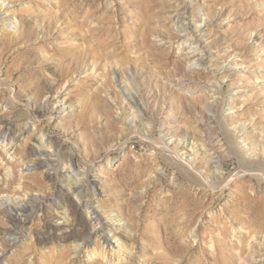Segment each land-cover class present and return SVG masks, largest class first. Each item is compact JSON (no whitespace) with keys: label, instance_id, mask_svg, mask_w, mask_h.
<instances>
[{"label":"rangeland","instance_id":"obj_1","mask_svg":"<svg viewBox=\"0 0 264 264\" xmlns=\"http://www.w3.org/2000/svg\"><path fill=\"white\" fill-rule=\"evenodd\" d=\"M117 3L0 0V264H70L68 248L92 230L93 209L134 264H264V0H154L147 11ZM96 7L112 10V24L124 19L129 47L148 19L147 45L100 39L107 29ZM178 10L187 31L171 24ZM78 44L102 59L61 60L68 74L59 80L52 54ZM11 65L18 69L6 72ZM121 87L144 105L149 135L134 127ZM201 144L218 155L219 176ZM39 146L57 154L58 171L27 170ZM68 166L95 195L72 194ZM38 200L13 221L3 213L5 203ZM91 261L81 253L78 264Z\"/></svg>","mask_w":264,"mask_h":264},{"label":"bare ground","instance_id":"obj_2","mask_svg":"<svg viewBox=\"0 0 264 264\" xmlns=\"http://www.w3.org/2000/svg\"><path fill=\"white\" fill-rule=\"evenodd\" d=\"M153 1L154 0H122V3H117L116 5L119 6V5H122V4H125V3L127 5L128 4L131 5L132 3H135L136 8L137 7L140 8L142 6H145V8H146L145 11H147V9L150 10V6H154ZM106 2H108V1H106ZM104 4L105 3H103V6L106 5V4L105 5ZM110 4L114 6V4H112V3H110ZM96 8H97L96 10L99 13V17L97 16V19H98L97 21L98 22L100 21L101 25L103 26L102 28L107 29L106 31H104V30L98 31L100 33V37L99 38L100 39H104V36L106 34L108 36L107 38H110V42H111L112 45H117V43H119V44L121 43V45L127 46L126 45V43H127L126 37L130 35V30L127 28L128 26L125 25L124 19L119 18V21L116 22V24H112L111 23V19H110L111 17L109 16V14L111 13L112 10L109 12V10L106 7H105V10H103V11L99 9L100 7H96ZM111 9H113V8H111ZM175 9H176V7H175ZM117 12L119 14V10H117ZM121 15H122V12H121ZM100 16H101V18H100ZM184 16H185V11L184 10H178V11L175 12V14H173V13L171 14V18H172L171 19V24L173 26L177 27L178 28V31H180V32L187 31V28H188L186 26V24H184V21L186 20ZM86 17L87 16H85V20H86ZM112 17H113V15H112ZM140 20H141V22L139 21V24H138L139 27L138 28H135V30L133 31V34L131 33L133 35L135 44L133 46H131V47L127 46L128 48H134L137 43H140V45H144V46L147 45V36L150 33L149 31H151V30H149L150 29L149 28V25H148L149 21H148V19L146 21L145 20H142V19H140ZM116 26H118L119 32L116 30ZM68 27H69L68 28L69 30H67V32H65V31L64 32L67 33V34H70V36H72L74 38V40L78 39L79 38V35H78V31L75 28V26L74 25H70V26L68 25ZM120 27L121 28L123 27V29H121ZM142 27H143V29H141ZM96 28H99V27H96ZM99 29H101V28H99ZM25 32L27 33V31H25ZM28 32H30L29 29H28ZM22 37H23V34H22ZM105 38H106V36H105ZM24 39H25V37H24ZM16 40H18L17 42H19V40H21V39H20V37L19 38L17 37ZM105 41H107V40H105ZM83 46H81L80 44H78V45H75L74 47L72 46L73 49H71V50H67L66 48L63 47V48L59 49V51L57 52V54H55V55L52 54L55 57H57V55H59V60H60V63H61V65L59 67H57V70L55 72H53V76H56L57 78H59V80H63L64 77L67 76L68 73H67V71L66 72L64 71L65 69L63 70L64 63L62 61L68 59L69 57H73L72 60H75V59L78 60V59H80V56H87V57H92V58H95L96 57V58H98L100 60V58H101V56H100L101 55V53H100L101 50L99 52V49L98 48H95V47L92 48V46H87V47H83ZM36 49H29L27 51V53H30V52L33 53L34 50H36ZM125 49H126V47H125ZM195 50H197V47L195 48ZM29 55H31V54H29ZM35 58H36V55H35ZM112 63H113V61H112ZM65 65H66V63H65ZM114 66H116V65H114ZM196 66H199L200 67V64H198ZM16 67L18 69V65H13V66L11 65L10 67L8 66V68L6 69V72H8L12 68L14 69L13 71H16V69H15ZM76 69H77V67H76ZM17 72H18V70H17ZM18 74H19V76L22 79V74L23 73H21V74L18 73ZM53 79L56 80V81H58V79H55V78H53ZM30 83H33V82H30ZM30 88L32 89V87H30ZM121 88H123V91L125 92L126 98L128 99V101L129 102H132L131 105L133 104L132 105L133 106L132 122L137 121V124L134 125V127L137 128V129L139 128L142 131V133H143L144 136L149 135L150 134V131H149L150 129L149 128H150V125L151 124L149 122H147V121H144L142 119V113L140 112V108L142 109L144 107V105L141 103L142 105L140 107V103H138L136 101L135 95H133L132 92H131V90H129L127 87H125V88L124 87H121ZM13 132H14L13 130L12 131L11 130L10 131H7L6 135L8 136L9 139H11L13 137ZM145 141H148V139H146ZM200 148H201V152H203V156L205 157L206 161L209 162V163H211V165H213V168L216 170L214 176L215 177L219 176L220 175L219 174L220 173L219 171H222V170H221V162H219L218 159H217L218 155H215L214 152L208 150V148L205 147L204 144H201L200 145ZM32 152H33L34 156H38L39 158H38V161L36 162V164L34 165L35 168H30L29 167L27 169L28 171H32L34 169H37V170L42 169V170H44L46 172H49L48 171V165L49 164L52 165L53 170L58 171V168L60 167L59 166V160H58V158H55L54 159V156H57V154H54V153L53 154L52 153L49 154L48 153L49 152L48 150H46V149H44V148H42L40 146L39 147H34ZM206 152H208V153L206 154ZM51 158H52V160H50ZM44 159H46V161ZM47 159L50 160L48 162V164H46ZM68 167H69V169L65 171L64 175H62V180L65 183V185L68 186V189L72 192V194L74 196L79 197L80 199H82L83 196L85 197V193L86 192H90L92 195H95L96 194L95 188L92 187V188L89 189L88 187L85 186L84 183H80L79 182L80 180L79 181L77 180V178H78L77 176L78 175L73 174L72 173V170L70 172V166H68ZM37 173L38 172H36L34 175H37ZM40 202L38 200L34 204L31 203V202H29V203H23L21 207L13 206L12 204H10V202L7 203V204L5 203V204H3V213L9 219V221H13V220H15L14 218H16L17 215H18V214H16L17 212H22V213H25L26 215L28 213H32L38 207H40ZM85 207L88 208V209H90V207H88L87 205H85ZM13 211H15L16 213L14 214ZM90 211H91L90 214L93 216V218H92L93 222L91 221L92 230L88 234L83 235L82 237H79V238L76 237V238H74L73 241L71 242L72 248H68V249H71L72 252L74 253V259L71 261L70 264H78L79 257L81 255V253L82 254L84 253V255L86 254V258H89L90 257L92 259V261L89 264H103V261L109 262L110 264H121V263L122 264H134V262H132V259L130 258L131 253L130 252L129 253H122L123 252V249H122L123 247L121 248V246L118 243V241L116 243L115 241L112 242L111 240H109L106 237V235L104 234V230H103L104 229V226H102V227H99L98 226V224H99V222H98V212L96 210H94V209L93 210H90ZM110 219H111V222H113V223L118 222V219H116V217H112L111 216ZM16 220L18 222L21 221L20 219H16ZM66 222L68 223V219L67 218H66V221L64 222L65 225H66ZM11 229H12V231H16L17 227L16 226H12ZM127 231L128 230L126 229L125 233L127 235H129ZM7 234H9V236H11L12 233L7 232ZM98 235L100 236L99 239H98V240H100V242H98L97 248H92L90 250V246L92 245L93 238L96 237V236H98ZM107 247H109V248L115 247V249H116L115 254L113 253L114 255L109 256V253H108V251L106 249ZM65 251L67 252V249H65ZM257 257L260 259L261 262H264V253L258 255ZM224 259L225 258H223V262H224ZM238 259L240 260V262H242V259H240V258H238ZM133 261H134V259H133ZM236 261H238V260H236ZM138 264H143V263H141V261H139ZM241 264H246V263H244V261H243Z\"/></svg>","mask_w":264,"mask_h":264}]
</instances>
